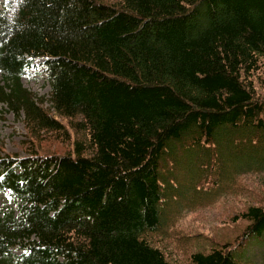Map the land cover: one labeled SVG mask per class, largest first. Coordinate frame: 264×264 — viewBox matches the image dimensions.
Masks as SVG:
<instances>
[{
	"label": "trees",
	"instance_id": "trees-1",
	"mask_svg": "<svg viewBox=\"0 0 264 264\" xmlns=\"http://www.w3.org/2000/svg\"><path fill=\"white\" fill-rule=\"evenodd\" d=\"M37 60L46 98L21 82ZM0 103L71 142L0 157V264H171L164 194L264 174V0H0ZM232 220L187 264H236L264 203Z\"/></svg>",
	"mask_w": 264,
	"mask_h": 264
},
{
	"label": "rangeland",
	"instance_id": "rangeland-1",
	"mask_svg": "<svg viewBox=\"0 0 264 264\" xmlns=\"http://www.w3.org/2000/svg\"><path fill=\"white\" fill-rule=\"evenodd\" d=\"M41 63L42 60H37L36 66L21 78V82L36 96L46 98L49 85L42 74ZM63 123L67 127V122ZM57 135L30 130L24 116H15L0 103V157L24 156L31 151L43 154H65L71 151V142ZM177 162V169L172 170L168 165L170 173L165 178H169L168 181L174 183L172 185L178 182V186L180 183L183 188L190 187L192 182L188 176L194 173L191 168L193 164L183 168L182 164L187 160L180 156ZM216 178L222 184L218 189L212 188L215 180L202 188L196 185V189H201L200 199L180 188H174L171 195H163L164 207L167 208L163 209L167 217V234L156 235L153 240L171 264H187L192 252L208 249L209 241L220 244L232 242L242 229L241 222L232 219L247 207L264 203V174L245 173L236 176L228 184L226 178ZM11 208L13 204L0 194V211ZM234 260L236 264H264V231L239 248Z\"/></svg>",
	"mask_w": 264,
	"mask_h": 264
}]
</instances>
